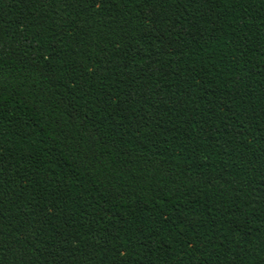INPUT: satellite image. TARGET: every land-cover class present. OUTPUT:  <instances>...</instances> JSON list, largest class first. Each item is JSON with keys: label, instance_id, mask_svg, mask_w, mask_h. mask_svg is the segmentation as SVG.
Returning a JSON list of instances; mask_svg holds the SVG:
<instances>
[{"label": "trees", "instance_id": "trees-1", "mask_svg": "<svg viewBox=\"0 0 264 264\" xmlns=\"http://www.w3.org/2000/svg\"><path fill=\"white\" fill-rule=\"evenodd\" d=\"M0 264H264V0H0Z\"/></svg>", "mask_w": 264, "mask_h": 264}]
</instances>
